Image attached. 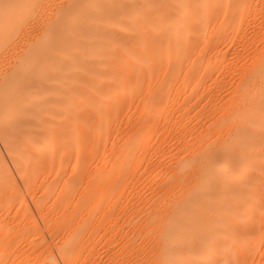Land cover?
<instances>
[{"label":"bare ground","instance_id":"6f19581e","mask_svg":"<svg viewBox=\"0 0 264 264\" xmlns=\"http://www.w3.org/2000/svg\"><path fill=\"white\" fill-rule=\"evenodd\" d=\"M89 259L264 264V0H0V264Z\"/></svg>","mask_w":264,"mask_h":264},{"label":"rangeland","instance_id":"374dc122","mask_svg":"<svg viewBox=\"0 0 264 264\" xmlns=\"http://www.w3.org/2000/svg\"><path fill=\"white\" fill-rule=\"evenodd\" d=\"M97 247L99 249H104L106 247V244H104V242H101L99 245H97ZM93 259H89L87 260L84 264H96V263H93L92 261ZM20 261V263H22L23 261L20 260V257L16 258V262ZM79 263V262H78Z\"/></svg>","mask_w":264,"mask_h":264}]
</instances>
